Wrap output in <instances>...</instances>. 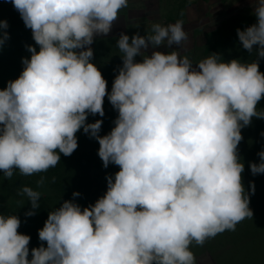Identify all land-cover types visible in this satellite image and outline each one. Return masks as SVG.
<instances>
[{
  "label": "clouds",
  "instance_id": "1",
  "mask_svg": "<svg viewBox=\"0 0 264 264\" xmlns=\"http://www.w3.org/2000/svg\"><path fill=\"white\" fill-rule=\"evenodd\" d=\"M7 2L38 50L27 46L19 77L0 89V183L55 168L78 148L81 129L98 142L103 167L119 170L94 204L65 200L49 211L39 247L29 248L17 215L0 213V264H197L193 244L253 219L238 146L242 129L264 119V0H251L257 22L237 29L252 60L211 53L194 64L179 50L189 40L184 21L153 23L146 35L120 34L110 92L91 45L129 0ZM7 28L0 20V48ZM106 97L118 116L101 136L103 121H87L105 115ZM258 156L253 175L264 174V150ZM44 183L41 176L37 188ZM18 195L30 203L25 215H35L41 192L25 185Z\"/></svg>",
  "mask_w": 264,
  "mask_h": 264
},
{
  "label": "rangeland",
  "instance_id": "2",
  "mask_svg": "<svg viewBox=\"0 0 264 264\" xmlns=\"http://www.w3.org/2000/svg\"><path fill=\"white\" fill-rule=\"evenodd\" d=\"M184 8L185 11L182 10ZM119 15L111 32L107 36H97L91 45L94 51L92 62L106 79L109 92L122 66L121 53L116 47L120 34H127L130 38L136 33L143 36L151 31L153 23L167 25L183 20L189 40L179 50L182 55H188L194 64L211 53L220 54L225 61L255 58L254 53L250 55L243 49L237 36V29L244 30L257 22L255 15L236 16L227 23L215 22L206 26V21H199L192 15L188 0H129L128 7L122 9ZM0 20L8 23V28L3 30L8 34V39L0 48V89H3L10 80L19 77L24 67L22 60L30 58L27 46H35L37 50L38 46L19 12L7 0H0ZM257 48L254 46V52ZM158 50L166 49L161 47ZM136 60L140 61L141 57H136ZM259 65L260 71L264 72V58H259ZM259 107L264 109V99L260 101ZM104 111L103 117L89 115L87 121H103L99 133L101 136L111 131L118 116L107 97ZM76 135L78 148L71 156L61 154V161L55 168L27 177L16 172L12 180L4 179L0 183V213L15 214L20 218L18 231L31 237L30 249L43 243L38 238V230L43 227L49 211L58 208L65 200H73L82 208L94 204L107 190L106 177L114 176L119 170L114 164L103 167L98 156L99 144L94 138H90L82 129ZM242 136L238 153L245 165L243 183L250 196L249 206L253 210V219H245L237 225L235 231L219 234L203 246L193 244L192 251L197 264H264V174L253 175L249 167L251 162L259 163L258 153L264 150V119L253 118L251 124L242 129ZM41 176L45 177V183L37 188L36 181ZM253 183L254 193L251 189ZM25 185L41 192V206L30 217L25 215L30 210V203H27L26 197L18 195ZM73 192H79L80 196L73 197Z\"/></svg>",
  "mask_w": 264,
  "mask_h": 264
},
{
  "label": "crops",
  "instance_id": "3",
  "mask_svg": "<svg viewBox=\"0 0 264 264\" xmlns=\"http://www.w3.org/2000/svg\"><path fill=\"white\" fill-rule=\"evenodd\" d=\"M188 2L192 15L199 21H206L204 22L206 26L215 22L227 23L236 16H252L254 11L251 0H236L235 3L232 0H188ZM161 12L164 13L163 10Z\"/></svg>",
  "mask_w": 264,
  "mask_h": 264
}]
</instances>
